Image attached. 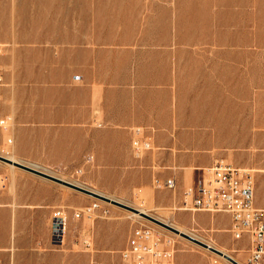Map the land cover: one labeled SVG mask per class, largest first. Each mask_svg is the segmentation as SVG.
<instances>
[{
	"label": "rangeland",
	"instance_id": "rangeland-1",
	"mask_svg": "<svg viewBox=\"0 0 264 264\" xmlns=\"http://www.w3.org/2000/svg\"><path fill=\"white\" fill-rule=\"evenodd\" d=\"M0 42L11 45L3 57L8 86L2 106L12 117L11 130H0V156H14L26 166L38 165L35 169L144 209L246 263L249 244L233 241L226 214L183 211V197L158 204L153 182L128 192L132 176L118 180L93 172L94 167L86 170L83 165L95 160L83 153L79 159L77 151L62 167L47 158L51 133L46 125L39 137L30 126L35 118L79 120L87 133L86 140L69 135L75 149L88 142V130L121 131L125 144L142 129L153 152L172 148L184 160L214 159L204 169L192 165L194 177L186 190L215 163H230L253 176L255 205L264 208V0H0ZM113 110L143 121L106 126ZM37 182L54 188L57 201L48 220L36 222V213L30 218L21 212L41 208H0L9 210L0 215V234H50L49 252L60 264H122L121 251L139 226L151 227L172 248L174 264L220 261L133 212L0 161L1 198L25 196L39 188ZM93 203L99 204L97 210L76 217ZM60 216L66 229L57 244ZM109 245L119 247L105 252Z\"/></svg>",
	"mask_w": 264,
	"mask_h": 264
},
{
	"label": "crops",
	"instance_id": "crops-1",
	"mask_svg": "<svg viewBox=\"0 0 264 264\" xmlns=\"http://www.w3.org/2000/svg\"><path fill=\"white\" fill-rule=\"evenodd\" d=\"M0 43L5 44L8 47L11 46L7 43ZM0 62L5 71L6 85L4 88H6V86H8L7 71L3 57L0 59ZM1 92L4 100L3 91ZM1 109L2 112L5 113L3 106H1ZM42 121L43 120L39 118L33 119L31 124L33 126H30V132L34 133L35 131V135L39 137L42 133H45V129H42L41 125H46L45 128L48 131L47 133H51L50 142L46 144V148H44L47 153L51 152V156L47 155V158H51L53 162L61 164L62 167L69 166L70 158L74 157L72 154L77 151V158L81 159L80 155L83 153L84 158L88 155L90 157L92 156L95 160L94 163H90L87 166H85V164L83 165L84 168L86 167V170H90L94 167L93 172L116 175L118 180L122 177L125 179L127 176H129L127 178L131 180L130 176H132L134 184H132L129 190H127L128 192L149 186L150 183L153 182L154 177H158L161 180H174L176 187L173 191L157 190L159 193H157V196L154 197H157L156 200L158 204L162 202L169 203L173 200L180 201L182 200V197L184 198L187 180L192 181L194 177V172H192L193 169L191 168L192 165H195V168H205L210 167L214 163V159L184 160L179 156H176L175 153L177 152L172 148V153L163 152L164 149L162 150V148H158L156 152H149L145 156L147 158L146 160H143V158L137 160L133 157L131 151L132 139L134 137L133 134L131 136L130 143L128 138L125 141V144H123L124 134H122L121 131L114 129L88 130V133L90 134L88 142L84 144L81 143V145L77 146V149H75L72 145H70L69 135L77 134L79 138L82 136L83 140H86L84 137H86L87 133L85 129L80 128L81 126L79 120H70L66 115H62L61 119H53V121L46 120L45 122ZM105 121L106 126L119 128L139 125V123H142L143 120H135L122 115L120 111L113 110ZM195 122L197 123V121ZM246 124L248 123H245V125ZM70 126H73L74 128L71 129ZM49 128L52 130H49ZM54 133L57 139L56 141L53 140ZM33 140L34 138L31 136L30 143L32 146L34 144ZM79 142H81V140ZM36 143L37 148L40 150L42 145L40 142ZM121 145L123 147H121ZM142 164L145 169L141 168ZM35 166L39 167L38 165ZM186 170L188 171L186 172ZM37 184L39 188L27 191L25 196H20L19 198L13 200L0 197V208H9L12 206L41 208L32 211L23 210L21 212L23 214H28L29 216H31L32 213H36V222H44L48 220L51 213L49 208H51V206H53L57 201L53 193L54 188L46 184H39L38 182ZM23 187L24 186L21 184L22 190L27 188V186L26 188ZM166 192H169V194ZM165 196H167V199L164 200ZM7 212H9V210L0 209V215L6 214ZM30 218H32V216ZM41 236L42 240H40ZM49 237L50 234H0V262L2 264H60V262L55 261V254L49 252L51 251ZM13 241L15 244L14 248L12 246ZM118 247L119 245H109L104 246L103 250L105 252H110L116 250Z\"/></svg>",
	"mask_w": 264,
	"mask_h": 264
},
{
	"label": "built area",
	"instance_id": "built-area-1",
	"mask_svg": "<svg viewBox=\"0 0 264 264\" xmlns=\"http://www.w3.org/2000/svg\"><path fill=\"white\" fill-rule=\"evenodd\" d=\"M9 51V47L0 43V59ZM5 71L0 62V130H11L12 117L3 114L2 89L5 87ZM132 139V155L142 159L153 150V143L144 135L142 129H136ZM11 143V140H9ZM157 190H171L176 187L172 179L153 181ZM255 181L244 169L231 164L217 162L203 171L202 179L184 192L182 210L194 213H224L231 220L234 242L247 240L248 258L245 264H264V208L255 205ZM99 208L98 203L76 213L79 218ZM106 213V212H105ZM66 222L60 216L54 241L62 244L65 238ZM220 258V257H219ZM175 253L172 248L161 242L158 235L149 226L135 228L128 240L127 247L121 251L122 264H174ZM231 259V258H230ZM0 264H2L0 262ZM95 264H102L96 262ZM217 264H239L233 259L220 258Z\"/></svg>",
	"mask_w": 264,
	"mask_h": 264
},
{
	"label": "water",
	"instance_id": "water-1",
	"mask_svg": "<svg viewBox=\"0 0 264 264\" xmlns=\"http://www.w3.org/2000/svg\"><path fill=\"white\" fill-rule=\"evenodd\" d=\"M0 161L1 162H4V163H7L9 165H13L15 167H18L20 169H23V170H25V171H27L29 173H32L34 175H37V176H39L41 178H44L46 180H49V181H52V182L61 184L63 186H66L68 188H71L73 190H76L78 192H81V193L86 194L88 196H91L93 198H96V199H99L101 201H105V202L114 204V205H116L118 207L124 208V209H126L128 211H131L133 213L139 214L141 217H143V218H145V219H147V220H149V221H151V222H153V223H155V224H157V225H159V226H161V227H163V228H165V229H167V230H169V231H171V232H173L175 234H179L182 237L186 238L187 240H189V241H191V242H193V243H195V244H197V245H199V246H201V247H203L205 249H209L210 251H213V252H215V253H217L219 255H222L216 249H214L212 247H209L207 244H205V243H203V242H201V241H199V240H197V239H195V238H193V237H191V236H189V235H187L185 233L179 232L177 229L169 226L168 224H165L164 222H162V221H160V220H158V219H156V218H154V217H152V216H150L148 214L142 213L138 209H135V208H133L131 206H128L126 204H123V203H121V202H119L117 200H114V199H111L109 197H106V196H104V195H102V194H100V193H98V192H96L94 190H91V189H88V188L79 186L77 184H74V183H71V182H68V181H65V180H62L60 178L54 177V176H52L50 174H47V173H45L43 171H40L38 169H35L33 167L26 166V165H24L22 163L13 162L12 160H9V159H7L5 157H2V156H0ZM226 258L229 259V260H231L227 256H226Z\"/></svg>",
	"mask_w": 264,
	"mask_h": 264
},
{
	"label": "bare ground",
	"instance_id": "bare-ground-1",
	"mask_svg": "<svg viewBox=\"0 0 264 264\" xmlns=\"http://www.w3.org/2000/svg\"><path fill=\"white\" fill-rule=\"evenodd\" d=\"M11 143H12V141H11ZM9 160H12L13 162H18L19 163V161L14 157V156H10L9 158H8ZM11 167H14L13 165H10ZM34 168H37V166H35V165H32ZM99 200V199H98ZM140 212H142V213H145V214H148V215H150L149 213H147L144 209H138ZM131 212V211H130ZM133 214V216H135V217H138V218H143V217H141L139 214H136V213H132ZM151 216V215H150ZM145 219V218H144ZM157 219V218H156ZM147 220V219H146ZM149 221V220H148ZM160 221H162V222H164L165 224H168L169 226H171V227H173V228H175V229H177L179 232H181V233H185L186 234V232H184L183 230H181V229H179L177 226H175V225H173V224H170V223H168V222H166V221H163V220H160ZM151 222V221H150ZM153 223V222H152ZM155 224V223H154ZM157 225V224H156ZM159 226V225H158ZM161 227V226H160ZM163 228V227H162ZM177 235H179V234H177ZM188 235V234H187ZM179 236H181V235H179ZM190 236V235H189ZM192 237V236H191ZM196 239V238H195ZM198 240V239H197ZM205 244H207L209 247H212V248H214V249H216L217 251H219L222 255H219V254H217V253H215V252H213V251H211L212 253H214V254H217L218 255V257H220V258H226V256L227 255H225V254H223L222 253V251L221 250H219V249H217V248H215L212 244H210V243H205ZM199 246V245H198ZM203 248V247H202ZM205 249V248H204ZM207 250H209V249H207ZM210 251V250H209ZM227 257H229V256H227ZM229 258H231V259H233L234 261H236L237 263H239V264H245L244 262H241V261H239V260H237V259H235V258H233L232 256H230Z\"/></svg>",
	"mask_w": 264,
	"mask_h": 264
}]
</instances>
